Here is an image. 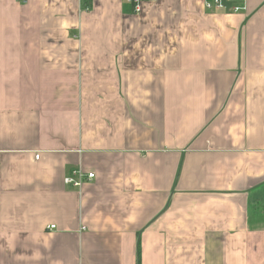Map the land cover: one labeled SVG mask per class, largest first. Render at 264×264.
<instances>
[{"label":"crops","instance_id":"0c3cea01","mask_svg":"<svg viewBox=\"0 0 264 264\" xmlns=\"http://www.w3.org/2000/svg\"><path fill=\"white\" fill-rule=\"evenodd\" d=\"M207 1L0 0V264H264V0Z\"/></svg>","mask_w":264,"mask_h":264},{"label":"built area","instance_id":"2783aa9c","mask_svg":"<svg viewBox=\"0 0 264 264\" xmlns=\"http://www.w3.org/2000/svg\"><path fill=\"white\" fill-rule=\"evenodd\" d=\"M23 2H26V0H22ZM146 1H154V0H125L126 3L128 4H133L134 7H135V12L136 13H140L141 12V8H142V4ZM232 0H208L206 5H207V8L210 9V10H223L226 5H227V2H231ZM243 8L240 7V6H237V7H234L233 8V12L235 13H238L240 11H242ZM40 158V155H37L36 156V159H39ZM77 176V178H74V177H68L66 178L65 180V183L66 185H70V186H74V187H81L83 185V183L85 182L86 180V175L79 171L78 173L75 174ZM87 178L89 180L93 179L94 178V175L93 174H89L87 176ZM55 227H51V229H54Z\"/></svg>","mask_w":264,"mask_h":264}]
</instances>
